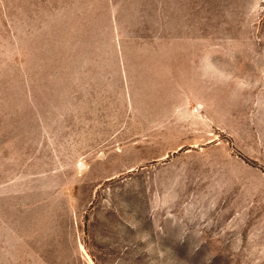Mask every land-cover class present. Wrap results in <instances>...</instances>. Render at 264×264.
<instances>
[{"label":"rangeland","instance_id":"rangeland-1","mask_svg":"<svg viewBox=\"0 0 264 264\" xmlns=\"http://www.w3.org/2000/svg\"><path fill=\"white\" fill-rule=\"evenodd\" d=\"M0 264H264V0H0Z\"/></svg>","mask_w":264,"mask_h":264}]
</instances>
